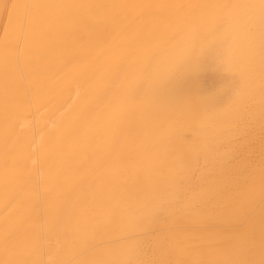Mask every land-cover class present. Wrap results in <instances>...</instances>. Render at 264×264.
Wrapping results in <instances>:
<instances>
[{
	"label": "bare ground",
	"instance_id": "obj_1",
	"mask_svg": "<svg viewBox=\"0 0 264 264\" xmlns=\"http://www.w3.org/2000/svg\"><path fill=\"white\" fill-rule=\"evenodd\" d=\"M101 253L264 261L261 0H0V264Z\"/></svg>",
	"mask_w": 264,
	"mask_h": 264
},
{
	"label": "snow or ice",
	"instance_id": "obj_2",
	"mask_svg": "<svg viewBox=\"0 0 264 264\" xmlns=\"http://www.w3.org/2000/svg\"><path fill=\"white\" fill-rule=\"evenodd\" d=\"M7 7V6H5ZM19 7H25L28 6H21L13 4L11 5V8L13 10L19 8ZM261 9L264 11V0H261ZM227 31V23L224 20L218 21L213 29V34L215 36L214 41L204 49H201V51L195 56L194 60H192L189 64L185 66L186 70L191 69L194 66H198L202 59H204L207 56H210L218 65L223 63L222 60V51L225 50L228 46V40L225 38V33ZM225 70H227L225 66ZM150 86V85H149ZM166 209H159V211H165ZM261 264H264V261H261Z\"/></svg>",
	"mask_w": 264,
	"mask_h": 264
},
{
	"label": "rangeland",
	"instance_id": "obj_3",
	"mask_svg": "<svg viewBox=\"0 0 264 264\" xmlns=\"http://www.w3.org/2000/svg\"><path fill=\"white\" fill-rule=\"evenodd\" d=\"M77 212L79 211V209H75ZM112 242V243H111ZM118 242V241H117ZM105 243L107 245H111V244H116L115 241L113 240H108V241H105ZM103 245H106L104 244V242L102 243ZM105 260V254L104 253H101L97 256V260H96V264H101L103 261Z\"/></svg>",
	"mask_w": 264,
	"mask_h": 264
}]
</instances>
